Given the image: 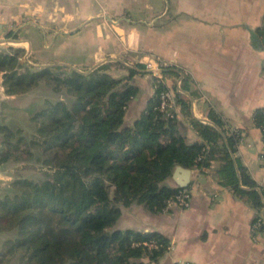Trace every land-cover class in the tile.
<instances>
[{
    "label": "crops",
    "instance_id": "obj_1",
    "mask_svg": "<svg viewBox=\"0 0 264 264\" xmlns=\"http://www.w3.org/2000/svg\"><path fill=\"white\" fill-rule=\"evenodd\" d=\"M0 35L7 38L0 44L18 45L32 73L53 67L93 71L105 64L110 75L136 70L130 83L138 93L129 103L127 125L153 94L150 74L136 65L152 56L165 60L171 73L164 80L180 94L179 134L188 145L200 143L194 121L213 126L226 142L211 114L227 133L238 129L242 140L232 158L264 190L263 137L253 125L255 112L264 109V0H0ZM49 95L43 84L8 95L0 74V149L1 129L25 136L23 127ZM220 164L188 169L186 209L167 206L153 214L142 205L121 208L117 229L157 232L169 240L167 252L146 264H264V232L252 228L263 210L221 184ZM164 186L179 187L172 176Z\"/></svg>",
    "mask_w": 264,
    "mask_h": 264
},
{
    "label": "trees",
    "instance_id": "obj_2",
    "mask_svg": "<svg viewBox=\"0 0 264 264\" xmlns=\"http://www.w3.org/2000/svg\"><path fill=\"white\" fill-rule=\"evenodd\" d=\"M22 54L18 49L0 53L3 87L8 95H21L43 84L51 92L66 94L68 104L45 101V107L31 114L32 122L42 120L36 130L39 139L34 141L42 153L35 160L39 162L53 147L62 148L64 154L56 157L62 162L55 166L59 172L54 181L16 180L8 191L12 196L0 198L3 215L19 216L18 239L6 242L0 263L14 251H21L22 264L155 263L169 249V240L157 232L117 229L121 208L142 205L150 213L162 212L180 189L164 186L174 169L204 170L212 160L221 163L222 185L246 199L258 213L263 210L253 223L260 218L256 231L264 232V190L257 191L240 161L232 158L237 138L211 114L210 120L221 128L226 142L213 126L192 121L201 142L188 145L177 130L176 117L168 119L158 110L159 95L168 88L164 77L171 73V66L163 71V80L151 76L149 106L127 125L129 103L138 93L130 83L139 74L136 70L129 69L120 79L104 72L109 64L87 74L69 68L64 74L59 67L19 74ZM136 68L145 69L143 64ZM174 95L180 105V94ZM253 125L262 132L264 144V109L255 112ZM1 130L3 164L11 159V150L17 149L11 142L21 133L9 127ZM26 139L18 138L21 142ZM44 162L51 164L50 160ZM71 167L81 177L69 174Z\"/></svg>",
    "mask_w": 264,
    "mask_h": 264
},
{
    "label": "rangeland",
    "instance_id": "obj_3",
    "mask_svg": "<svg viewBox=\"0 0 264 264\" xmlns=\"http://www.w3.org/2000/svg\"><path fill=\"white\" fill-rule=\"evenodd\" d=\"M0 39H7L6 36L0 35ZM18 45L13 44H7L5 41H1L0 44V53L2 54H8L13 52V50H16L15 48ZM24 54H22L23 58ZM23 65V68L18 70L19 74H25L26 72L32 73V69L30 68V65H28V60L25 59L24 61H20ZM111 70V65L108 66L104 72L108 74V72ZM68 74L69 71L67 69H63L62 73ZM79 72V71H78ZM89 70H83L80 71L82 74L90 73ZM124 74H126V71H122ZM112 75L108 74L111 77H114L115 79L122 78L120 71L115 70V72H111ZM61 75V74H60ZM149 75V74H148ZM62 76V75H61ZM151 78V75H149ZM42 85V84H41ZM36 88V87H35ZM46 88L50 89L46 86ZM52 88V87H51ZM32 88L31 90H33ZM24 94V93H23ZM68 97L64 92H51L49 95V102L56 103L58 101H62L66 104H68ZM45 107L43 104L39 107L40 109ZM37 108V109H39ZM42 120H38L36 122H30V126H24V134L27 138L24 141H19L18 138L22 135L17 133V135L12 140V145H15L17 149L11 150V159L3 164H0V168L2 170L0 171V188L3 189V191L0 192V197L3 198L6 194L9 196H12L11 192H8L12 189V184L16 180H27L30 182H37V183H43L46 181L52 182L54 181V176H56L58 169L57 164H60L62 162V158H57L58 155H63V149L53 147L48 153L45 155L42 154L41 159L39 162L35 160L36 156L38 154H41L42 149L37 146V144L34 141H37L39 139V136L36 133V130L42 126L41 122ZM26 127V128H25ZM16 132L15 130H13ZM3 135V134H2ZM35 139V140H34ZM34 142V143H33ZM2 148V146H1ZM67 154V153H66ZM65 154V156H66ZM35 157V158H34ZM50 160L51 164L46 165L44 161ZM65 160H67L65 158ZM68 162V161H65ZM55 167V168H54ZM61 171V170H60ZM68 173L72 176L76 177L78 179L81 177V173L74 169L69 168L67 169ZM61 173V172H60ZM84 180H86L84 178ZM7 191V192H6ZM19 216L14 215H3L0 211V253H2L5 249V244L8 240H16L17 237V228L16 225L18 223ZM58 218V217H56ZM21 239V238H20ZM21 251H14L10 255H8V260L3 261L0 264H22L21 260Z\"/></svg>",
    "mask_w": 264,
    "mask_h": 264
},
{
    "label": "built area",
    "instance_id": "obj_4",
    "mask_svg": "<svg viewBox=\"0 0 264 264\" xmlns=\"http://www.w3.org/2000/svg\"><path fill=\"white\" fill-rule=\"evenodd\" d=\"M165 60L159 57H150L144 64L145 71L151 76L162 79L163 71L169 67ZM157 108L160 112H162L166 118L173 119L177 116L178 108H177V100L171 89L167 88L165 91L161 92L158 98ZM229 134L235 136L238 142L242 140V133L238 129H230ZM203 156L198 157V161H200ZM190 201V192L187 188H180L177 193L173 196V198L169 201V206H176L180 209H186L189 207ZM261 224V219L259 218L255 223H253L252 228L256 229ZM175 264H193L191 262H178Z\"/></svg>",
    "mask_w": 264,
    "mask_h": 264
},
{
    "label": "water",
    "instance_id": "obj_5",
    "mask_svg": "<svg viewBox=\"0 0 264 264\" xmlns=\"http://www.w3.org/2000/svg\"><path fill=\"white\" fill-rule=\"evenodd\" d=\"M89 71H92V70H89ZM1 170H2V168H0V171ZM180 175L182 176V178H181ZM189 176H190V170L184 169V168H182L180 166H178V167L175 168V170L173 172V175H172V177L177 181V184H178V186L180 188H184V187H186L188 185V183H189Z\"/></svg>",
    "mask_w": 264,
    "mask_h": 264
}]
</instances>
